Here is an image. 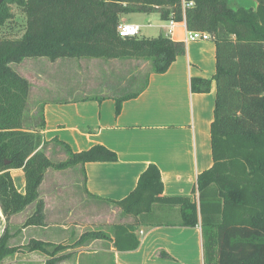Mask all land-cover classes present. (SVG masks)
<instances>
[{"label": "trees", "instance_id": "16d2710c", "mask_svg": "<svg viewBox=\"0 0 264 264\" xmlns=\"http://www.w3.org/2000/svg\"><path fill=\"white\" fill-rule=\"evenodd\" d=\"M4 0L0 23L12 18L7 5H15L25 16L21 37L0 38V208L6 228L0 237V263L18 251L8 246V222L34 204L23 224L44 226L45 204L38 189L46 171L81 166L91 162L116 161V155L101 145L74 153L58 140L68 159L52 165L46 157L40 131L44 128L42 109L38 118L27 120L30 82L13 70L27 58L103 59L147 63L136 92L108 96L90 95L75 100L114 98L115 112L123 101L135 98L148 83L150 74H163L186 45L164 34L155 38H121L117 33L121 14L157 13L163 21L185 22L187 31L207 32L215 43L216 100L210 125L212 166L196 178L197 202L163 199V183L156 166L150 165L139 177L135 189L120 201L127 214L141 221L158 216L155 205L179 204V226H200L203 264H264V0L255 5L232 7L229 0ZM135 80V79H134ZM210 81L192 79V92L206 93ZM29 118V117H28ZM22 169L24 194L17 192L10 171ZM84 187V185H83ZM97 199V197H94ZM166 222L162 224H170ZM160 224V223H159ZM138 222L114 227L113 236L82 235L75 246L99 238L108 239L118 252L134 251L140 241ZM92 237V238H91ZM86 238V240H84ZM29 252H40L44 264L69 258L62 244L31 240Z\"/></svg>", "mask_w": 264, "mask_h": 264}, {"label": "crops", "instance_id": "0c3cea01", "mask_svg": "<svg viewBox=\"0 0 264 264\" xmlns=\"http://www.w3.org/2000/svg\"><path fill=\"white\" fill-rule=\"evenodd\" d=\"M159 28L161 34L171 40L185 43V55L178 57L165 73L150 74L145 89L135 98L123 101L118 114L112 97L101 102L70 97L62 100L51 98L34 105V109H42L43 112L45 126L40 134L46 146L52 151L55 148L60 156L68 158L54 140L64 143L74 153L89 150L95 145L115 153L116 161L84 165L83 191L95 200L106 203L104 200L124 199L135 189L140 175L154 165L161 175L163 199L197 202L196 178L212 166L210 125L216 100V83L213 80L216 72L215 43L213 40L185 42L187 30L184 22H176L172 27L167 22V25H160ZM138 70L135 68V71ZM192 79L209 80V91L192 92ZM135 80L132 78L133 84ZM101 87L104 89H100L98 96L105 97L112 93L108 92L107 86ZM128 88L124 87L122 93L119 91L121 89L114 91L122 96L139 89ZM72 168L79 171L83 180L81 166ZM10 174L17 192L24 194L22 169L11 170ZM45 182L43 180L38 189L39 200L45 204V226L25 228L20 234L27 231L35 235L51 233L52 225L47 222L49 208L51 203H57V198L54 201L53 197H58L61 189L54 183L51 189L44 191ZM155 206H159L161 211H164V206L178 211L179 204ZM30 207L33 208L34 204ZM24 211L12 216L11 220L26 217ZM177 215L178 219L168 225L149 218L139 222L135 231L140 241L139 247L134 251L118 252L111 245L108 250L109 264H203L200 226H179ZM5 228L6 221L0 208V237ZM11 234L13 237L16 235L14 232ZM31 240L49 242L37 236H30ZM65 245L69 246V243ZM13 246L19 248L17 255L21 264H34L33 259L44 264L47 259L40 252H29L26 248L25 251L22 243ZM86 256L89 260L82 264H97L90 259L91 252H87ZM70 261L68 256L56 264H81L77 260L73 263Z\"/></svg>", "mask_w": 264, "mask_h": 264}, {"label": "rangeland", "instance_id": "374dc122", "mask_svg": "<svg viewBox=\"0 0 264 264\" xmlns=\"http://www.w3.org/2000/svg\"><path fill=\"white\" fill-rule=\"evenodd\" d=\"M229 4L235 8L242 5H255L256 3L254 0H229ZM7 7L11 9L10 13L13 16L0 23V38H19L25 29L24 13L15 5L10 4ZM119 21L140 26L139 38H155L161 34L159 26L167 25V22L161 20L156 13L121 14ZM11 67L31 84V94L26 111L27 120L38 118L39 109H34L36 103L51 98L62 100L69 97L77 99V97L98 95L100 89H104L101 85L107 86L108 92L121 89L119 91L122 93L124 87H129L128 90H136L142 84L140 81L143 77L142 74L149 68L148 64L144 62L128 61L126 63L124 61L88 58L59 59L54 62L47 58H27L20 64H11ZM135 68L139 70L135 71ZM139 71L141 74H138ZM132 78L136 79L134 84ZM32 107L33 109H31ZM42 150L52 165L63 164L68 159L60 156L55 148L52 151L50 147L45 145ZM44 180L46 181L44 191L51 189L50 186H53L54 183L61 189L59 196L53 197L54 201L57 198V203L52 201L53 203L49 208L47 222L48 225H52L50 227L51 233H37L35 235L33 232L27 231L20 234L22 229L39 227H22L34 211V207L29 206L30 208H26L24 211L26 217H16L14 220L10 218L8 222L9 247L19 249L13 245L22 243L24 244L22 248L27 251L25 248L29 237L37 236L54 245H64L66 249L59 252L58 255L72 252L71 263L75 260L81 264L88 261L86 255L87 252H91L90 259L92 261L94 260L97 264H109L108 250L112 243L108 239L99 238L85 241L79 246H75L74 243L79 241L82 235L90 233L112 237L114 227L142 222L141 218L127 214L124 206L108 204L88 197L83 191L82 176L78 170L76 172L72 167L66 169L51 167L46 171ZM154 211L158 216H151V221L173 222L178 219L177 214L179 213L173 207L164 206V211H161L159 206H154ZM28 213L30 214L28 215ZM62 226H64L63 229ZM11 232L16 233L15 238ZM66 243H69V246H66ZM17 252L4 258L0 264H21L18 262L20 257ZM33 263L42 264L35 262V259H33Z\"/></svg>", "mask_w": 264, "mask_h": 264}, {"label": "built area", "instance_id": "2783aa9c", "mask_svg": "<svg viewBox=\"0 0 264 264\" xmlns=\"http://www.w3.org/2000/svg\"><path fill=\"white\" fill-rule=\"evenodd\" d=\"M182 3H183V9H185L186 7L192 6L191 2L186 3L185 0H183ZM168 23H169V26L172 27L176 22L171 20V21H168ZM140 28L141 27L138 25L121 23L117 27V33L119 37L121 38L137 37L139 35ZM184 40L185 42L209 41V40H212V38L207 32L186 31Z\"/></svg>", "mask_w": 264, "mask_h": 264}, {"label": "water", "instance_id": "95a60500", "mask_svg": "<svg viewBox=\"0 0 264 264\" xmlns=\"http://www.w3.org/2000/svg\"><path fill=\"white\" fill-rule=\"evenodd\" d=\"M4 0H0V5H1V3L3 2Z\"/></svg>", "mask_w": 264, "mask_h": 264}]
</instances>
